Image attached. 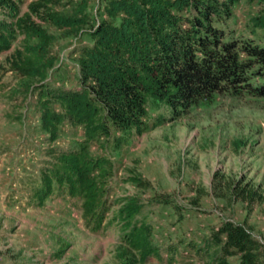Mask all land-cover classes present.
Listing matches in <instances>:
<instances>
[{
    "label": "trees",
    "instance_id": "trees-1",
    "mask_svg": "<svg viewBox=\"0 0 264 264\" xmlns=\"http://www.w3.org/2000/svg\"><path fill=\"white\" fill-rule=\"evenodd\" d=\"M60 1L37 0L20 15V0H0V54L18 42L6 64L22 79L24 95L36 93L39 132L55 142L64 125L82 130L74 148L47 150L50 160L39 170L27 205L40 208L55 196L67 197L79 204L91 233L104 229L116 206L111 222L123 231L127 250L122 253H133L128 264L161 262L152 222L143 215L139 197L108 199L115 167L107 150H120L164 119L149 126V109L165 108L167 120L174 121L194 106L212 102L216 94L264 99V0L246 23V35L239 37L228 25L240 0H105L95 22L87 11L91 0L76 2L69 16L47 12ZM42 23L69 34L88 28L89 43L74 51L76 88L45 83L56 58L53 36ZM92 147L98 152L92 153ZM126 182L150 188L135 175ZM241 195L252 200L255 193L241 190ZM156 198L157 204L168 203ZM188 246L203 264H232L231 259L264 264L263 245L231 220L209 228ZM171 259L165 263L171 264Z\"/></svg>",
    "mask_w": 264,
    "mask_h": 264
},
{
    "label": "rangeland",
    "instance_id": "rangeland-1",
    "mask_svg": "<svg viewBox=\"0 0 264 264\" xmlns=\"http://www.w3.org/2000/svg\"><path fill=\"white\" fill-rule=\"evenodd\" d=\"M35 1L20 0L19 14ZM104 1L89 2L90 22L101 17ZM76 2L62 0L47 12L69 16ZM260 7L259 0L236 4L228 25L236 37L246 35L245 25ZM41 26L53 36L56 58L45 83L76 88L74 51L89 43L88 28L69 34ZM17 46L18 42L0 54V264H128L133 253H122L127 250L123 231L111 222L116 206L104 229L91 233L79 204L67 197L55 196L40 208L27 205L39 170L50 160L47 150L74 148L82 130L64 125L55 142L39 132L36 93L24 95L22 79L6 64ZM167 118L165 108L149 109L147 124H159L133 136L120 150H107L115 167L108 199L139 197L162 258L152 264H166L171 258V264H203L193 258L188 244L199 242L223 220L242 224L264 247V99L216 94L212 102L194 106L178 120ZM91 150L98 152L96 147ZM130 175L147 181L150 188L141 190L126 182ZM241 190L254 191L253 199H243ZM157 196L168 203L157 204ZM231 263L237 264L236 259Z\"/></svg>",
    "mask_w": 264,
    "mask_h": 264
}]
</instances>
